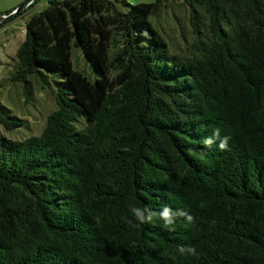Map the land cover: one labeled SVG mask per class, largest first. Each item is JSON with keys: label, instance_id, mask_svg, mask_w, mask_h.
I'll return each instance as SVG.
<instances>
[{"label": "trees", "instance_id": "obj_1", "mask_svg": "<svg viewBox=\"0 0 264 264\" xmlns=\"http://www.w3.org/2000/svg\"><path fill=\"white\" fill-rule=\"evenodd\" d=\"M175 3L189 54L151 19ZM24 34L11 77L50 76L57 106L39 134L0 135V264H264V0H48ZM216 129L228 150L204 145ZM164 205L194 222L130 211Z\"/></svg>", "mask_w": 264, "mask_h": 264}, {"label": "rangeland", "instance_id": "obj_2", "mask_svg": "<svg viewBox=\"0 0 264 264\" xmlns=\"http://www.w3.org/2000/svg\"><path fill=\"white\" fill-rule=\"evenodd\" d=\"M24 0H0V13L18 6ZM130 3L148 2L153 0H127ZM48 0H35L33 5L0 25V103L7 107L6 112L14 121L21 124L7 128L0 122V135L13 139H23L29 135L39 134L46 121L47 114L56 106V81L49 77L44 80L30 74L25 79H13L15 69V52L24 38L25 20L33 12L43 9ZM121 9L127 5L117 1ZM200 23L206 21L201 16ZM152 21L169 43L172 51L189 54L193 40V32L189 21V7L185 3H175L151 17ZM73 66L90 73L92 61L85 54V50L73 46L71 49ZM63 80L62 77H55ZM83 124V120L79 122Z\"/></svg>", "mask_w": 264, "mask_h": 264}, {"label": "clouds", "instance_id": "obj_3", "mask_svg": "<svg viewBox=\"0 0 264 264\" xmlns=\"http://www.w3.org/2000/svg\"><path fill=\"white\" fill-rule=\"evenodd\" d=\"M228 137H220L219 129H216L212 136L206 137L203 141L204 145L207 147H211L214 143L219 141L218 149L221 151L228 150ZM130 211L140 225L149 224L154 221V218H158L163 222V226L165 229L169 231H174V225L176 223L177 218L183 217L187 220L188 223L194 222V217L190 215L183 209H176L175 211L167 205L162 206L159 212L153 213L149 208L131 206ZM181 253H190L192 255H196V249L192 246H188L187 248L181 247Z\"/></svg>", "mask_w": 264, "mask_h": 264}, {"label": "water", "instance_id": "obj_4", "mask_svg": "<svg viewBox=\"0 0 264 264\" xmlns=\"http://www.w3.org/2000/svg\"><path fill=\"white\" fill-rule=\"evenodd\" d=\"M35 0H24L21 4L18 6H15L13 10H11L8 13H0V22L8 17L13 16L17 11L25 9L30 3H32Z\"/></svg>", "mask_w": 264, "mask_h": 264}, {"label": "crops", "instance_id": "obj_5", "mask_svg": "<svg viewBox=\"0 0 264 264\" xmlns=\"http://www.w3.org/2000/svg\"><path fill=\"white\" fill-rule=\"evenodd\" d=\"M2 13V12H1ZM3 21V20H2Z\"/></svg>", "mask_w": 264, "mask_h": 264}]
</instances>
